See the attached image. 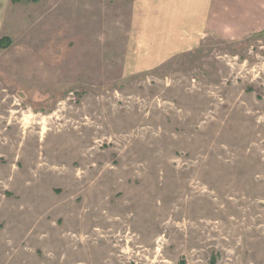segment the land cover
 <instances>
[{"label":"rangeland","instance_id":"374dc122","mask_svg":"<svg viewBox=\"0 0 264 264\" xmlns=\"http://www.w3.org/2000/svg\"><path fill=\"white\" fill-rule=\"evenodd\" d=\"M132 5L7 3L0 264H264V30L144 70Z\"/></svg>","mask_w":264,"mask_h":264},{"label":"crops","instance_id":"0c3cea01","mask_svg":"<svg viewBox=\"0 0 264 264\" xmlns=\"http://www.w3.org/2000/svg\"><path fill=\"white\" fill-rule=\"evenodd\" d=\"M132 1L129 41L139 52L138 62H134L139 68L160 65L176 53L192 51L212 32L238 36L264 30L260 0ZM8 2L0 0V27ZM223 25L228 27L226 31Z\"/></svg>","mask_w":264,"mask_h":264}]
</instances>
